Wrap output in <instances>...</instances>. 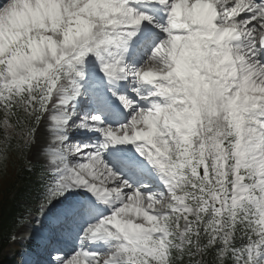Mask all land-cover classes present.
Listing matches in <instances>:
<instances>
[{
	"label": "snow or ice",
	"instance_id": "snow-or-ice-1",
	"mask_svg": "<svg viewBox=\"0 0 264 264\" xmlns=\"http://www.w3.org/2000/svg\"><path fill=\"white\" fill-rule=\"evenodd\" d=\"M10 164L21 264H264V0H0Z\"/></svg>",
	"mask_w": 264,
	"mask_h": 264
},
{
	"label": "trees",
	"instance_id": "trees-1",
	"mask_svg": "<svg viewBox=\"0 0 264 264\" xmlns=\"http://www.w3.org/2000/svg\"><path fill=\"white\" fill-rule=\"evenodd\" d=\"M17 178L21 180V182L19 184V192L17 194L24 195L23 189L28 188V186L30 185V183L27 179V174L23 173L21 171H18L17 172Z\"/></svg>",
	"mask_w": 264,
	"mask_h": 264
},
{
	"label": "rangeland",
	"instance_id": "rangeland-1",
	"mask_svg": "<svg viewBox=\"0 0 264 264\" xmlns=\"http://www.w3.org/2000/svg\"><path fill=\"white\" fill-rule=\"evenodd\" d=\"M9 173L12 174V171H9V168H8L7 173H6V174L4 175V177H3V178H6L5 185L10 184V183H9V178H8V176L10 177V181L13 180V175H9ZM20 228L22 229L23 227H20ZM21 229H20V230H21ZM9 248H10V247H9Z\"/></svg>",
	"mask_w": 264,
	"mask_h": 264
}]
</instances>
